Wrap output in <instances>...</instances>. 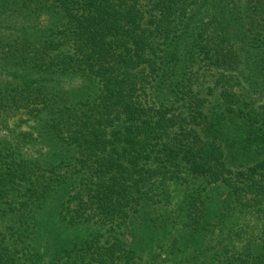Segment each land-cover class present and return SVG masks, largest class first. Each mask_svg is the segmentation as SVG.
Here are the masks:
<instances>
[{"label": "trees", "instance_id": "trees-1", "mask_svg": "<svg viewBox=\"0 0 264 264\" xmlns=\"http://www.w3.org/2000/svg\"><path fill=\"white\" fill-rule=\"evenodd\" d=\"M0 264H264V0H0Z\"/></svg>", "mask_w": 264, "mask_h": 264}]
</instances>
